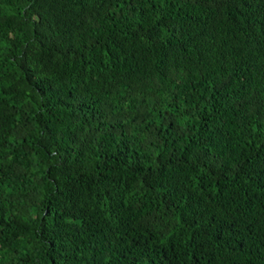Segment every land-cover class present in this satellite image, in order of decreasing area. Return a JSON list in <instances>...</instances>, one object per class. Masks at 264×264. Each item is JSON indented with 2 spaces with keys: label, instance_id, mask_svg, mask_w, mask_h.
Listing matches in <instances>:
<instances>
[{
  "label": "trees",
  "instance_id": "16d2710c",
  "mask_svg": "<svg viewBox=\"0 0 264 264\" xmlns=\"http://www.w3.org/2000/svg\"><path fill=\"white\" fill-rule=\"evenodd\" d=\"M0 264H264V0H0Z\"/></svg>",
  "mask_w": 264,
  "mask_h": 264
}]
</instances>
